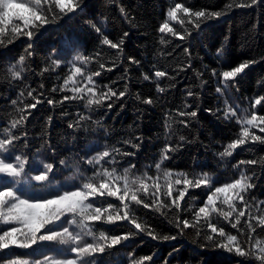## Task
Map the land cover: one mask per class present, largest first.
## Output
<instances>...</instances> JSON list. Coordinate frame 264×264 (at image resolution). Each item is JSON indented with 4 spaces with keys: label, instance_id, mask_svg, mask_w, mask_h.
<instances>
[{
    "label": "trees",
    "instance_id": "1",
    "mask_svg": "<svg viewBox=\"0 0 264 264\" xmlns=\"http://www.w3.org/2000/svg\"><path fill=\"white\" fill-rule=\"evenodd\" d=\"M250 2L82 0L80 8L74 13L62 15L55 22L45 25L32 38L31 56L26 58L22 79H11L7 69L21 55L27 56L28 38L20 36L12 43L5 41L0 44V139L4 138L11 121L19 118L16 109L34 102L28 97V91L35 89L33 95L42 93L39 97L42 102L35 109H25L26 116L31 111L25 123L12 130V135L21 136V139L15 141V147L10 146L4 154L9 163H16L12 158L16 155L28 158L25 175L17 185L21 198H51L53 193L74 190V186L92 176L94 170L111 171L113 166L122 174L124 168L135 165L132 175L147 172L149 176H155V164L160 162L162 150L171 144L177 150L168 154L169 159L161 165L162 170L174 174L187 173L189 179L207 173L212 177V190L231 183L239 178L240 172H244L252 177L250 183L254 185L244 194V199L253 216L264 213V205L256 208L260 201H264V164L236 167L239 161L264 157V144L253 142L238 147L231 156L222 158L219 155L241 131L243 114L240 110L248 109L249 115L254 111L258 116H264V100L253 107L256 99L264 97V0H258L250 7L242 6ZM174 3H182L194 11H220L224 14L204 20L196 28L197 18L186 16L182 11L177 13V20L167 17V11ZM166 19L175 31L185 36L184 39L159 32ZM180 20L184 21L183 25ZM93 26L99 27L103 35L97 33ZM124 33L128 35L124 37L122 52L102 43L103 36L116 42ZM161 37L165 41L163 44ZM221 48L222 57L217 55V50ZM185 49L190 55L185 53ZM77 55L88 57V62L76 61ZM56 60L61 63L54 65L52 61ZM133 60L139 61V64H134ZM244 61L255 63L239 74L234 83L230 82L223 95L217 93L218 87L223 88L219 73L231 70ZM100 64L105 65L104 70L100 69ZM75 67H81L82 73L73 76ZM108 68L112 70L107 71ZM212 69H216L218 75L213 76ZM157 70L167 75L157 79L154 75ZM97 71L101 73L99 77L93 76L97 96L101 90L106 91L105 85L112 87L117 94L127 85V91L123 97H113L89 109L85 104L86 98H90L87 88L91 85L86 77ZM69 76L73 78L68 81V87L63 92L59 91ZM74 87L82 89L81 95L85 99L68 100L62 104L48 103L49 99L59 101L64 95L72 96L71 89ZM53 88L57 91L53 92ZM158 88L164 91L159 92ZM189 91L194 95L189 96ZM148 99L152 100L151 104L145 103ZM12 100H16L17 104L13 105ZM225 100L232 107L239 106L236 117L229 119L224 116ZM108 104L112 105L110 109ZM186 104L191 105L187 111H197L196 117L178 115L186 110ZM80 115L86 119L80 120L78 126L69 127L76 124ZM185 119L187 126L181 123ZM259 127H264V124ZM259 127L251 128V131L264 135ZM22 133H27L26 137ZM105 150L111 152L110 157L101 158L99 164L88 163ZM60 161L65 163L60 164ZM47 163L54 165L50 182L45 184L33 180L32 177L43 171V165ZM177 178L176 175L171 177L173 181ZM159 182L164 184L162 175ZM13 183L12 178L0 174V185L12 186ZM173 187L175 196V189L180 186L174 184ZM163 191L162 187L160 201L167 204ZM210 194L211 190L203 185L189 187L185 200L181 202V218L191 219V212L184 209L198 210ZM231 194H235V190ZM141 198H144L143 194ZM107 199L118 206L115 198ZM216 203L218 208L229 210L220 200ZM94 206L100 204L95 203ZM240 208L237 203V210ZM164 212L167 215H163ZM245 212L247 217L248 209ZM134 213L139 218L138 222L142 225L147 222L158 238L153 239L143 233L131 237L119 245L106 248L104 253L94 254L92 258L96 264H132L133 260L139 261L146 256H152V260L145 261V264H260L254 254L241 257L209 244L203 239V231L200 237L191 228L186 229L183 235L178 234L172 223L175 214L171 209L162 208L158 212L134 206ZM64 219H71V216L66 215L62 217ZM90 223L94 231L105 232L109 237L121 235L129 229L128 221ZM243 223L244 219L241 225ZM10 226L20 225L15 222L8 225L0 223L2 230ZM64 226L70 231H79L74 225L65 223ZM224 226L226 233L238 235L227 222ZM253 227H256L255 222ZM163 236H175L176 239L163 240ZM86 239L92 242L91 237ZM238 240L244 246L243 242L248 237L238 235ZM257 243L264 247V229L257 228L252 233L248 247L256 252ZM71 246L59 242H38L30 248L14 246L0 251V264H7L13 259L34 264L36 260H43L44 256L74 258Z\"/></svg>",
    "mask_w": 264,
    "mask_h": 264
},
{
    "label": "snow or ice",
    "instance_id": "2",
    "mask_svg": "<svg viewBox=\"0 0 264 264\" xmlns=\"http://www.w3.org/2000/svg\"><path fill=\"white\" fill-rule=\"evenodd\" d=\"M258 0H251L250 4L242 6H251L257 4ZM82 0H0V44L12 43L14 39L23 36L27 37L29 43L27 45V56L21 55L16 63L10 65L7 69L8 76L13 79H22V73L25 71V61L27 57L31 56L32 38L44 28L45 25L55 22L62 15L68 13H74V11L80 8ZM230 7V6H228ZM123 12V9H121ZM183 12L186 16H194L197 18L195 27L199 28L200 24L207 19L219 17L223 15V12H208L206 10H193L186 7L182 3H174V6L170 7L167 11V17L171 20H177L178 12ZM169 19H166L159 28L160 33H170L172 36H179L180 39H184L185 36L175 31L169 24ZM180 24L183 25L184 21L180 20ZM97 33H101L99 27H95ZM187 30L185 29V32ZM128 33L114 42L109 39L108 36H103L102 43L111 46L113 49H117L122 52V46L124 44V37ZM161 43H165L164 38L161 37ZM185 53H188L185 49ZM217 55L223 56V48L217 50ZM76 61L83 60L88 62L89 58L82 55L75 57ZM134 64H139V61L133 60ZM54 65H59V60L52 61ZM255 61H244L231 70H224L219 73L221 77V83L223 88L218 87L217 93L223 95L224 89H226L230 82L234 83L235 78L243 73L250 64ZM100 69L104 70L105 65L100 64ZM115 67V65H113ZM46 70V69H45ZM108 68L107 71H111ZM77 73H82L81 67H75L73 76ZM100 71L92 73L86 77V80L91 85L87 88V92L90 98H86L85 107L91 109L93 105L100 106L105 100H111L113 97L117 99L123 97L127 91V85L124 90L118 94L112 87L105 85L106 91L101 90L97 96V85L93 80V76L99 77ZM157 79L165 77L167 75L164 71H155L154 73ZM212 75H218L216 69H212ZM73 76H69L64 85L59 89L63 92L68 87V81L72 80ZM145 79L149 77L145 76ZM159 92H163L164 89L158 88ZM35 89L28 91V97L34 102L25 104L23 108H17L16 112L19 116L18 119L11 121L10 127L6 130L4 138L0 139V174H4L6 177L12 178L14 181L12 186L0 185V223L8 225L15 222L20 225L10 226L7 230L0 229V251L10 249L11 247L30 248L36 245L38 242H59L62 244L72 245L70 252L75 254L74 258L68 259H56L49 256H44L43 260H36L34 264H96L92 258L94 254L104 253L106 248L121 244L122 241H128L131 237L140 234H146L147 236L157 239V235L147 222L143 225L138 222L139 218L135 217L134 206H143L145 209H153L160 211L162 208L171 209L174 211V220L172 221L174 227L178 230V234L183 235L186 229H193L196 231L197 237L201 236L203 231V239L209 244L215 245L217 248L226 249L229 253H235L241 257H248L255 255V258L260 261V264H264V247L256 244L258 251L254 252L248 247V240L252 238V233L256 232L257 228L264 229V213L261 215L253 216L251 208L244 199V194L254 185L250 183L252 177L247 176L244 172H240L239 178L234 179L231 183H225L222 186L214 187L212 184V177L207 173L201 174L194 179H189L187 173L174 174L168 170H162L161 165L167 159H169V153L175 152L177 148H174L171 144L161 152L160 162L155 164L156 175L149 176L147 172L143 175H132V169L135 165H131L129 168H124L123 173H118L117 169L113 166L111 171L108 169L94 170L93 175L87 177L80 185L74 186V190H65L61 193L51 194V198H37V199H23L22 194H19L17 185L20 184L21 178L25 175V164L28 162L27 156L23 158L20 155L12 157L16 163L6 162L7 157L5 153L9 151L10 146L15 147L14 142L21 139V136L12 135V130L17 129L18 126H22L31 115V111H28L27 116L24 115L25 109H35L42 101L39 98L42 93L33 95ZM53 92L57 91L56 88L52 89ZM73 95H64L59 101L49 99V104L64 103L68 100L85 99L81 95L82 89L74 87L71 89ZM24 93L21 92L20 96L23 97ZM189 96H193L194 93L189 91ZM264 97L258 98L254 101L255 105L261 104ZM13 105L17 104L16 100L11 101ZM147 104H151L152 100L145 101ZM226 109L224 116L226 118H232L237 116V109L239 106L232 107L228 105L225 100ZM107 107L110 109L111 104ZM191 108V105H185V111L178 113L181 117L197 116V111H187ZM211 111V110H209ZM219 111V109L217 110ZM243 114V119L240 120L242 124L241 131L238 133L237 138L233 139L225 148L220 152V157L231 156L233 151L238 147L245 146L247 144L258 142L264 144V135H257L251 131V128L259 127L264 124V116H258L254 111L249 115L248 109L240 110ZM51 119V118H49ZM86 119L85 116L80 115L76 124H70L69 127H75L79 125L80 120ZM182 124L187 126V119L181 121ZM170 127V125H169ZM259 131L264 133V127H259ZM27 133H22L23 137H26ZM180 140H184V137H180ZM125 143H129L125 141ZM138 147V145H133ZM118 151V150H115ZM125 155H132V153H124ZM111 152L108 150L99 153L97 157L88 161L89 164H99L101 158L110 157ZM113 159H115L113 157ZM64 161H60V164H64ZM264 164V157L259 160L252 159L247 161H239L236 167L241 165H258ZM54 165L47 163L43 165V171L38 175L32 177L33 180L38 182H44L45 184L50 182V173H52ZM79 171V169H77ZM161 175L164 180L162 185L159 181ZM173 175L178 178L174 181L171 179ZM149 181L151 183H149ZM180 186L175 189L176 195H173V185ZM205 186L211 190V194L207 196L206 202L198 210L184 209L191 212V219L184 217L181 218L182 203L185 200V196L188 193L189 187L199 188ZM164 188L163 196L167 198L168 203H162L160 201L161 188ZM232 190H235V194H231ZM143 194L144 198H141ZM221 194L223 198L221 199ZM107 198H115L119 204L114 205ZM217 200L221 201V204L227 206L229 210H223V207H217ZM147 201V202H146ZM99 203L100 206L95 207L94 204ZM237 203L241 205V208L237 210ZM260 205H264V201H260L256 208L259 209ZM245 209H248L247 217ZM235 216L233 218V214ZM167 215V212L162 213ZM215 214V219L213 218ZM70 215L71 219H64ZM246 217V218H245ZM232 218V219H230ZM244 219L243 225L241 220ZM117 221H128L129 229L121 235H112L109 237L105 232H96L90 222H102V223H115ZM225 222L232 229H235L238 235H247L248 240H245L244 246L241 245V241L238 240V235H232L226 233ZM255 222L256 227H253ZM67 223L70 226L74 225L79 231H70L69 227H65ZM59 229V230H58ZM245 229L247 230L245 232ZM86 237H91L92 242H88ZM163 240L176 239L175 236H163ZM152 256L143 257L141 260H133L132 264H145V261H151ZM7 264H28L27 261L21 262L18 259L7 261Z\"/></svg>",
    "mask_w": 264,
    "mask_h": 264
}]
</instances>
